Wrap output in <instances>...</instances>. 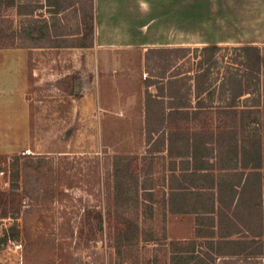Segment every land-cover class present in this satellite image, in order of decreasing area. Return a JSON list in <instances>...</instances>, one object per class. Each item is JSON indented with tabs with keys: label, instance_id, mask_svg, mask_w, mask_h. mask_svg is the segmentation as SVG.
Segmentation results:
<instances>
[{
	"label": "rangeland",
	"instance_id": "rangeland-1",
	"mask_svg": "<svg viewBox=\"0 0 264 264\" xmlns=\"http://www.w3.org/2000/svg\"><path fill=\"white\" fill-rule=\"evenodd\" d=\"M48 1L0 0V50L92 44L95 0ZM140 9L139 47L49 51L25 88L29 116L0 114V264H264V72L251 93L240 49L264 55V0ZM204 46L222 49L195 114L187 75ZM232 74L250 94L226 114ZM161 77L168 97L147 114ZM172 106L187 115L168 117Z\"/></svg>",
	"mask_w": 264,
	"mask_h": 264
},
{
	"label": "crops",
	"instance_id": "crops-1",
	"mask_svg": "<svg viewBox=\"0 0 264 264\" xmlns=\"http://www.w3.org/2000/svg\"><path fill=\"white\" fill-rule=\"evenodd\" d=\"M46 6L50 8L54 7L47 4ZM143 13L141 9L139 10V0H95L96 18L93 26V42L91 45L84 47H48L38 44L25 48L0 50V56L7 57L6 60L0 58V114L7 113L10 116L15 113L16 116H13V118L22 115L24 117L29 116L31 108L26 104L24 98L25 88L28 86V80L30 78L40 82L41 75L38 74H42L43 72L41 70L43 60L40 57L46 55L49 51L62 52L64 50H78V48H83L91 50V52L95 50L94 52L97 55H103L106 54V50L104 49L107 48L123 46L129 48L139 47V22L140 20L143 22V18L140 19ZM168 20L170 22V17H168ZM145 32L148 33L149 31L147 30ZM140 34H144V31L140 32ZM149 34L151 33L149 32ZM166 34L165 37L169 38V34ZM143 38L145 39V37ZM147 50L150 51L149 49L145 51ZM151 50L155 51L158 49ZM20 56L25 57V60L18 59ZM33 61H37L38 64H34ZM60 63L62 64L61 61ZM62 66L57 65V68H63ZM5 88L8 90L6 91ZM145 123L146 119L143 118L142 124L145 125ZM210 237L213 238L214 236ZM254 239H263L264 241V229L259 235H255ZM261 256L264 258V251Z\"/></svg>",
	"mask_w": 264,
	"mask_h": 264
},
{
	"label": "trees",
	"instance_id": "trees-1",
	"mask_svg": "<svg viewBox=\"0 0 264 264\" xmlns=\"http://www.w3.org/2000/svg\"><path fill=\"white\" fill-rule=\"evenodd\" d=\"M48 5L50 6H58V4H54V2H52V0L48 1ZM79 47H84V46H79ZM222 49V47L220 46H204L202 48H196V49H192L197 53V57L199 60V67L200 69L198 70H191L188 73H190L191 75H187L190 79H192L195 83V91L197 94V102H196V109L193 111L195 112V114H197L198 112H202L201 110H206V106H204V100L202 99V96L204 94V92L207 90L205 87L206 82L209 80V76H210V68H211V64H213L214 58L216 56V54ZM245 56V66L246 69L250 72L251 76L253 77V79L255 80V89H253L251 91V93L255 94L259 91V83L261 80V76L262 73L264 72V55L262 53V50L260 47L258 46H252V45H247L244 47L240 48ZM169 49H165V50H155V51H168ZM171 51H189L191 49H170ZM186 57V56H185ZM167 77H161L160 80L157 81H151L150 85L147 86V91H146V108H147V114L150 113V104L152 102L154 103H160V101L162 99H165L166 97V86L163 83L164 79H166ZM179 75L178 76H172L169 78L168 80V85L169 87L173 86L177 80L179 79ZM155 80V79H152ZM222 85L228 86L229 87V91H230V104L226 107H222L220 108V111L226 114H230L232 113L235 109V103L237 102L238 99L242 98L243 96L250 94V92L248 90H246V88H244L243 82L241 79L237 78L234 74L230 75V77H227L226 79L222 80ZM154 86L157 88L158 90V94L157 95H153L152 93H150L149 91V87ZM210 93V91H209ZM169 98L174 101L175 100V96L171 95L169 96ZM188 107L186 106H172L170 107V111L168 113V117H173V116H178V115H183L186 116L188 112L186 109ZM259 110V109H257ZM165 119V117H164ZM163 126V125H162ZM162 131V127L160 125L159 129L157 130V132H161ZM147 132L149 133V135H152L155 131L148 129ZM259 153H261V150H258ZM259 156H261L259 154ZM16 158V157H14ZM248 169V168H245ZM250 169V168H249ZM252 170H254L253 172L249 173L248 176H250V174H255L257 176L260 175V170H261V166L257 165L256 167L251 168ZM248 178L246 179L245 185L248 184L247 182ZM248 186V185H247ZM246 190V188H245ZM259 198L261 199V201H263L264 199V188L263 186L260 187L259 190ZM259 254H263L262 252Z\"/></svg>",
	"mask_w": 264,
	"mask_h": 264
}]
</instances>
